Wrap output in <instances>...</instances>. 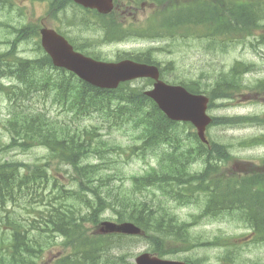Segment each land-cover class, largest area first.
Wrapping results in <instances>:
<instances>
[{"label":"trees","instance_id":"obj_1","mask_svg":"<svg viewBox=\"0 0 264 264\" xmlns=\"http://www.w3.org/2000/svg\"><path fill=\"white\" fill-rule=\"evenodd\" d=\"M156 1L158 10L149 27L132 23L127 28L113 14L108 16L102 43L137 35L161 40L194 37L216 52L235 43L264 44V33H259L264 30V0ZM62 3L55 0L54 5L64 8ZM7 6L14 9L15 0H0L1 9ZM39 28L32 23L15 28L9 48L0 51V93L9 100L3 127L10 136L8 143L0 141V153L35 147L49 153L42 163L0 158V264H41L55 244L64 252L55 255L54 264H134L130 250L141 239L160 256L197 246L229 247L220 256L224 264H247L235 238L201 242L192 238L190 229L204 216L228 218L252 229L255 242H264V158L262 164L238 159L229 144L214 138L203 143L190 123L168 119L137 82L117 89L95 87L55 67L39 42L41 55H20V43L39 36ZM88 54L101 59L95 52ZM124 57L161 65L152 50L119 55ZM253 69V64L237 61L228 70L204 72L206 86L200 80L180 83L206 93L209 108H214L219 100L238 93L264 94V79L244 83L245 73ZM165 70L162 67L163 76ZM40 99L71 117L52 116L36 106ZM90 115L98 117L99 124L82 125ZM245 125H264V117L213 116L211 124ZM106 126L124 130L132 141L123 145L105 138L101 130ZM260 144L264 134L240 142L244 147ZM123 156L151 158L153 163L140 174H129ZM54 162L72 168L69 188L52 174ZM170 203L203 207L192 221H183ZM108 209L116 220L140 225L145 235L99 234L97 226ZM186 261L203 263L202 258Z\"/></svg>","mask_w":264,"mask_h":264},{"label":"rangeland","instance_id":"obj_2","mask_svg":"<svg viewBox=\"0 0 264 264\" xmlns=\"http://www.w3.org/2000/svg\"><path fill=\"white\" fill-rule=\"evenodd\" d=\"M15 2L16 6L14 9H11L10 6L0 8V51H5V49L9 48L10 44L8 42L16 35L12 33L15 28H19L27 23L41 26V21H43L47 26L60 30L77 45L84 46L89 52H95V54L104 60H117L119 55H133L152 50L154 57L166 69L163 78L170 83L200 80L206 86L209 84V80L207 75H202L204 72L228 70L237 61L254 65L253 70L245 73L244 83L252 85L258 79H264V44H259L257 41L253 46L248 42L231 44L227 50L219 52L206 49L205 40H199L194 37L187 39L180 37L177 39L163 38L161 40L137 35L129 36L117 42L100 44L105 36L104 30L99 28L102 19L95 22L90 18H85L83 11L77 6L69 5L68 8L61 11L57 16H52L51 12H49L51 0H15ZM126 5L127 0H121V6L125 7ZM154 9L151 6L146 8L142 6L129 8L127 10L130 11L128 18H125L124 15H114V18L131 22V25L132 22H135L149 27L150 21L148 20ZM109 19L111 18L109 17ZM126 27L128 28L129 25H126ZM259 33H264V30H260ZM38 42L40 43V35L20 43V55L31 58L41 55ZM151 83L141 80L138 84L148 89L152 87ZM217 103L219 105L209 109V114L212 116L260 115L264 117V94L250 91L244 96L238 93L233 99L219 100ZM8 106L9 100L5 95L0 93V141H4L5 143L10 141V136L3 127L8 116ZM36 106L50 110L52 116H58L60 119H69L71 117V115L68 116L66 113H62L58 105H53L50 101L45 103L44 99L37 101ZM97 119L98 117L93 118L91 115L86 116L81 120V124L97 125L99 124ZM192 127L196 132V128L193 125ZM101 131L104 133L105 138H114L123 145H127V143L132 141L131 137H128V133L124 130H112L106 126ZM261 134H264V125L238 127L211 126L207 130L209 138L229 144L232 152L239 157L238 159L251 160L258 164L263 163L264 144L244 147L240 145V142ZM48 154V150L45 147H35L26 152L19 149L2 151L0 158L42 163L47 160ZM124 158L126 157L123 156L121 160L124 163L125 171L129 174H140L150 163H153V159L151 158L133 157L131 160ZM127 160L128 162L126 163ZM51 164V171L57 177V182L63 183L69 188L72 168L56 162ZM202 207L200 208L196 204L181 206L176 203H170L172 212L180 220L186 221H192L194 215L202 212ZM115 218V213L110 209L106 210L102 215V220H115ZM190 231L192 238L201 242L211 241L217 236H231L240 245L237 248L238 251L249 260L247 264H264V242H255L252 229L247 228L243 224H239L228 218L214 219L204 217L197 224L193 225ZM57 239L60 241L62 238L58 237ZM149 248L150 245L147 241L139 240L130 250L131 256L129 259L133 261L138 254L150 251ZM228 250L229 247L200 246L194 247L191 251H182L166 257L184 260L189 256L192 259L202 258V264H224V260L220 256H224ZM59 252H64L62 246L60 244L52 245L45 253L41 264H54L55 255Z\"/></svg>","mask_w":264,"mask_h":264},{"label":"water","instance_id":"obj_3","mask_svg":"<svg viewBox=\"0 0 264 264\" xmlns=\"http://www.w3.org/2000/svg\"><path fill=\"white\" fill-rule=\"evenodd\" d=\"M90 8H97L103 13L113 10L114 0H75ZM44 49L52 57L55 66L63 67L76 73L83 80L100 88H117L122 82L149 77L154 85L146 91L166 114L175 121L191 122L198 135L208 142L206 130L212 122L208 114L209 97L189 91L181 84H171L161 79L158 65L124 59L118 62L96 60L81 52L75 51L68 40L52 28L43 27L40 31ZM102 233L140 234L142 229L133 222H115L105 220L101 223ZM137 264H184L181 261L162 259L143 253L136 258Z\"/></svg>","mask_w":264,"mask_h":264},{"label":"flooded vegetation","instance_id":"obj_4","mask_svg":"<svg viewBox=\"0 0 264 264\" xmlns=\"http://www.w3.org/2000/svg\"><path fill=\"white\" fill-rule=\"evenodd\" d=\"M132 5H136V4H132ZM140 6L146 8V2H141V3H140ZM116 7H117V8L119 9V11L122 12V13L125 11V8H124L123 6H119V4H118ZM67 8H68V6H67ZM134 8H138V7L134 6ZM61 10H62V8H59V9H58L59 12H61ZM82 10H84L85 12H88V10H91V11L95 12V13L97 14V16H99V12H98L97 10H93V9H87V10L82 9ZM95 22H96V21H95ZM103 25H104V24H102V23L100 22L99 28H102V29L104 30L106 27L103 26Z\"/></svg>","mask_w":264,"mask_h":264}]
</instances>
